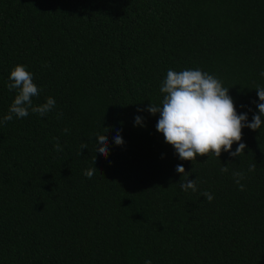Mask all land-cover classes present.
Listing matches in <instances>:
<instances>
[{
	"label": "trees",
	"instance_id": "16d2710c",
	"mask_svg": "<svg viewBox=\"0 0 264 264\" xmlns=\"http://www.w3.org/2000/svg\"><path fill=\"white\" fill-rule=\"evenodd\" d=\"M17 65L41 90L33 104L56 106L0 123V264H264V124L243 129L241 157L193 163L146 111L161 104L169 69H199L251 122L264 0H0V121ZM97 134H108L107 158ZM178 164L197 191L181 189ZM233 171L245 174L243 191Z\"/></svg>",
	"mask_w": 264,
	"mask_h": 264
},
{
	"label": "clouds",
	"instance_id": "9594fccd",
	"mask_svg": "<svg viewBox=\"0 0 264 264\" xmlns=\"http://www.w3.org/2000/svg\"><path fill=\"white\" fill-rule=\"evenodd\" d=\"M43 66L50 67L47 63ZM260 76L264 77V71L260 72ZM7 88L9 91L15 90L17 94L9 106L8 114L0 121L2 124L12 121L14 117L25 118L29 116L30 111L45 116L56 106V101L52 97H48L43 104H33V98L39 97L41 90L33 82V75L23 65L15 66L10 72ZM255 89L259 102L253 103L256 104L258 113L254 114L252 121L249 122L246 113H237L229 89L224 88L221 81L213 75L199 69H186L180 72L169 69L160 87V92L164 94L161 104L151 102L146 111L153 116L159 114L156 129L163 134L165 142L173 146L180 160L194 163L198 156L210 158L214 155L220 158L221 153L225 151L230 156L239 158L247 147L241 142L243 129L247 127L257 131L264 124V87L258 85ZM138 111L142 112L145 109L139 108ZM60 116L62 113L57 114L58 118ZM135 125L143 126L141 116L135 117ZM64 132L68 133L69 129L65 128ZM114 142L117 146L124 144L119 131L114 137ZM234 143L238 144V147L232 151ZM54 147L56 151H62L59 143ZM85 148H88L87 143L80 145V155ZM95 151L105 158L109 156L108 134H97ZM220 171L226 173L229 168L223 166ZM248 171H255V165H250ZM94 172L95 169H88L84 175L90 179ZM176 172L182 174L180 187L184 192L197 191V179H188L191 173L186 172L180 164L176 166ZM232 176L239 189L243 191L245 186L241 180L245 179V174L233 171ZM203 196L208 202L214 199L209 192H204ZM145 264H152V261L146 260Z\"/></svg>",
	"mask_w": 264,
	"mask_h": 264
}]
</instances>
